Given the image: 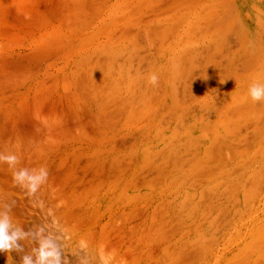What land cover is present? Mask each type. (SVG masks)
Listing matches in <instances>:
<instances>
[{
    "label": "rangeland",
    "instance_id": "obj_1",
    "mask_svg": "<svg viewBox=\"0 0 264 264\" xmlns=\"http://www.w3.org/2000/svg\"><path fill=\"white\" fill-rule=\"evenodd\" d=\"M241 2L264 6L0 0V154L18 157L0 162V220L19 245L0 264L41 247L59 264H264V108L225 21ZM24 168L47 169L34 193Z\"/></svg>",
    "mask_w": 264,
    "mask_h": 264
},
{
    "label": "crops",
    "instance_id": "obj_2",
    "mask_svg": "<svg viewBox=\"0 0 264 264\" xmlns=\"http://www.w3.org/2000/svg\"><path fill=\"white\" fill-rule=\"evenodd\" d=\"M254 3L241 2L239 5H233L231 7L230 18L225 20L233 22L230 23L228 34L231 36V39L235 38L240 43L242 51L241 74H248V78H245L242 86L244 87L245 84L248 90L254 82L264 84V6L255 5ZM212 21L211 18H208L207 24L210 28ZM216 22H219V20ZM194 24H196V18H193ZM225 42L228 41L225 40ZM248 79L252 81L249 82ZM253 103L262 106L261 109L263 110L264 100L253 101ZM259 120L264 121V116Z\"/></svg>",
    "mask_w": 264,
    "mask_h": 264
},
{
    "label": "clouds",
    "instance_id": "obj_3",
    "mask_svg": "<svg viewBox=\"0 0 264 264\" xmlns=\"http://www.w3.org/2000/svg\"><path fill=\"white\" fill-rule=\"evenodd\" d=\"M150 83L156 85L158 77L156 74L150 76ZM250 98L256 102L264 99V84L254 82L248 90ZM0 162H6L9 166L14 167L18 163V157L14 153L3 155L0 154ZM34 174L30 175L27 168L21 169L14 173L16 183L28 189L29 193H34L38 187L47 179V169L40 168L38 171L33 170ZM10 224L7 220H0V252H11L14 247L19 245L15 243L18 238L16 233L9 234ZM24 264H30V258H24ZM39 264H59V254L55 251H48L44 247L39 250Z\"/></svg>",
    "mask_w": 264,
    "mask_h": 264
}]
</instances>
